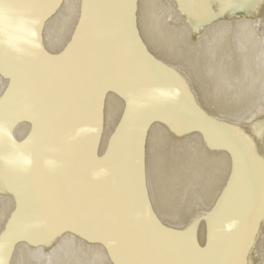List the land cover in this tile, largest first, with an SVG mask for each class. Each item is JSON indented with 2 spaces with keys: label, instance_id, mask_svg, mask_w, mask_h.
<instances>
[{
  "label": "bare ground",
  "instance_id": "bare-ground-1",
  "mask_svg": "<svg viewBox=\"0 0 264 264\" xmlns=\"http://www.w3.org/2000/svg\"><path fill=\"white\" fill-rule=\"evenodd\" d=\"M87 2L81 31L85 0H37L44 52L71 48L59 74L42 59L0 60L5 133L14 120L11 136L22 144L38 118L42 138L79 137L67 159L46 153L30 172H0V260L118 264L139 258L132 228L160 258L264 264V0ZM122 21L133 41L117 40L105 77L95 41L119 36ZM162 79L177 95L155 110L151 88ZM128 86L148 90L143 120L127 115ZM65 109L74 115L61 120ZM110 152L115 178H97L96 161ZM141 208L151 228L137 218ZM210 233L212 251L198 253Z\"/></svg>",
  "mask_w": 264,
  "mask_h": 264
},
{
  "label": "snow or ice",
  "instance_id": "snow-or-ice-1",
  "mask_svg": "<svg viewBox=\"0 0 264 264\" xmlns=\"http://www.w3.org/2000/svg\"><path fill=\"white\" fill-rule=\"evenodd\" d=\"M84 19L81 21V31L85 28V23L89 16V4L85 0L84 4ZM43 16L39 12V5L37 0H0V60L4 56L13 57L21 62H27L29 60L42 59L47 62V67L53 71L51 75L59 74L63 68L61 62L70 54L71 48L62 56H49L44 52L40 39V29L42 26ZM23 32L28 39L24 43H20L13 37ZM79 39V36H77ZM118 39L125 40L129 45L132 44L133 36L125 22H121L119 36L114 35L112 32H106L104 35L96 38L95 44L98 56V66L101 70V74L105 77L110 75V69L113 63V51ZM75 47V44L73 45ZM162 67V66H161ZM147 71H156L151 67L146 69ZM148 91L147 89L139 86H128L124 92L125 98L128 101L127 115L128 117H135L137 120H143L146 116V112L143 110V105L140 103L141 98ZM152 98L155 101L151 107L155 110H165L169 106L171 101L176 98V91L174 87L166 85L162 82L158 85H154L151 88ZM47 103V98L43 94L36 96L34 104L38 113H42ZM74 115L73 110L65 109L60 116L61 120L71 119ZM15 121L9 119L7 124V133H5V124L3 111L0 109V172L7 169L11 172L27 173L39 162L42 155L46 153H55L57 156L67 159L71 156L73 149L79 142V137L70 133L62 134L56 137L54 140H48L42 138L39 135L40 132V120L34 118V128L32 135L22 144L16 143L12 138L10 129L14 125ZM117 138L112 141L113 149L116 146ZM111 159V152L103 160H97V165L100 168L97 170V178L100 176L115 178V169L108 167L109 160ZM50 166L57 167L56 163H52ZM264 175V172H262ZM133 196V200H135ZM144 209L141 208L138 211V219H141L145 224L151 228L155 225V221L152 219L150 209L147 210V215H144ZM123 210H121L122 219ZM158 227V226H157ZM12 230V225H9V232ZM129 234L132 240V254L135 257L123 262L118 261V264H220L219 261L213 260H170L160 258L162 253L155 247L149 245L144 239L142 234L136 229L129 228ZM173 236L183 235L181 233H172ZM215 237L210 233L208 248L196 249L198 253L207 254L212 251ZM11 245L9 244V247ZM4 251V246L0 243V252ZM114 258H116L115 251L112 252ZM0 264H4L0 260Z\"/></svg>",
  "mask_w": 264,
  "mask_h": 264
}]
</instances>
